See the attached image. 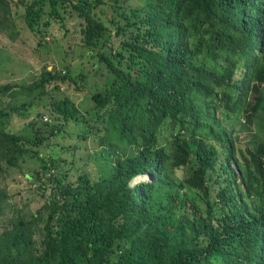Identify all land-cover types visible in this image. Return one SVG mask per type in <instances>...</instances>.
Here are the masks:
<instances>
[{
    "label": "trees",
    "instance_id": "obj_1",
    "mask_svg": "<svg viewBox=\"0 0 264 264\" xmlns=\"http://www.w3.org/2000/svg\"><path fill=\"white\" fill-rule=\"evenodd\" d=\"M129 1L0 0V30L11 38L21 37L23 6L37 33L72 10L83 21L80 47L106 70L91 112L56 95L49 118L34 114L31 134L9 132L3 118L30 113L51 82L82 91L88 73L46 67L27 89L0 85V264H264V142L242 149L215 118L225 106L227 121L233 113L264 128V48L252 55L264 41V0H144L136 9ZM112 31L125 38L116 50ZM46 46H36L42 56ZM189 73L198 77L187 83ZM71 123L79 131L69 140L92 139L104 161L109 152L98 180L44 156L73 147L56 142ZM9 178L29 185L13 195ZM25 193L33 199L21 200Z\"/></svg>",
    "mask_w": 264,
    "mask_h": 264
},
{
    "label": "rangeland",
    "instance_id": "obj_2",
    "mask_svg": "<svg viewBox=\"0 0 264 264\" xmlns=\"http://www.w3.org/2000/svg\"><path fill=\"white\" fill-rule=\"evenodd\" d=\"M128 4L129 8L136 9L144 5V0H130ZM23 8L25 7L23 6ZM23 8L20 9L18 13H15L19 32L21 33L20 38H11L6 32L0 30V85L12 83L19 86L16 88L17 91L22 88L27 89L28 86L34 83L36 77L41 76L46 67H48L49 70L54 68L58 71H65V68L68 67H71L73 70L83 69L88 73V76L85 81L86 85L84 82H82V85H79L82 91L78 90L76 85L69 86L60 82H51L47 89L48 93L42 96L43 99L40 98V100L37 101V98L40 96L39 91L35 93V99L30 113L22 116V113L27 111L28 108H26V110L24 109L25 111H20L21 115L12 113L11 116L3 118L2 121L5 129L15 134H31L32 128L29 123L33 121L34 114L38 112L41 115L42 113L47 114V112H49L50 101L58 96H70L81 112H91L95 106L92 96L94 93L101 90V85L106 79L104 75L106 70L94 67L89 62L93 60L91 56H88L86 50L80 47V44H82V35L80 32L83 21L75 12L72 10L66 11V20L64 22L53 21L49 31L48 28L47 30L42 29L41 32L37 33L36 31H31L26 25V10ZM39 22L43 25V19H40ZM48 32H50V35H48ZM52 33L55 34L56 39L51 36ZM114 35L115 32L112 31L110 48L116 50L125 38ZM44 37L49 38V41H47L48 39L44 41ZM42 42H47L49 48L47 46L45 48L50 50L48 54L45 53L43 56L41 52H38L36 49L38 43ZM62 45H64L63 48H61ZM50 58L52 61H50ZM53 64L55 65L54 67ZM85 64H89L87 69L83 67ZM241 70L242 69L239 68L235 76V80L237 81H240L242 79L241 76L244 75H240ZM4 98L5 103L10 102V98H6L5 96H2L1 102H4ZM24 101L26 102L27 99H18L17 105L19 106V104H22ZM85 115L87 114L85 113ZM48 116L50 117L49 114H47V117ZM223 120L224 122L222 124L225 125L228 130H234L233 138L238 147L242 149H251L256 148L258 143L264 142V128H261L260 125L246 127L243 124V120L239 118L227 121L226 117H224ZM77 131H79V127L74 123L67 124L66 128L63 129V133L69 136L67 138L60 137L56 139V142L61 144V146L73 145V147L67 148L68 151H61L59 147H55L52 148V152H50V150L45 151L44 156H52L54 154L55 157L61 156L62 158H67L69 163H75L77 169L88 172L92 180H98L110 171L109 161L106 159L109 156V152H106L107 157L104 161V158L99 152V147H94L92 139L81 143H74L73 140H69L71 136H73L72 133L74 132L75 134ZM74 138L75 135L73 136V139ZM10 171L13 176L17 177V180H21L22 182V174L17 172V168H10ZM189 173V169L178 170V175L180 177L188 176ZM11 178L8 179V183L9 189L12 190L13 195L17 194L19 191L24 192L29 185V181H23L24 183L18 184L12 182L13 179ZM32 196L33 194L31 193H25L21 200H32ZM38 206L39 205L35 204V202L32 203V207L36 208Z\"/></svg>",
    "mask_w": 264,
    "mask_h": 264
},
{
    "label": "clouds",
    "instance_id": "obj_3",
    "mask_svg": "<svg viewBox=\"0 0 264 264\" xmlns=\"http://www.w3.org/2000/svg\"><path fill=\"white\" fill-rule=\"evenodd\" d=\"M258 44H260L261 46H258V50H257V52L256 53H254V54H252V55H258L259 53H260V51L264 48V41L263 40H261ZM173 72H177V70H174ZM197 73H189V77H188V81H187V83L188 82H192V81H190V79L192 78V79H197ZM241 77H243V76H241ZM183 82H184V80H185V74H180V77H179ZM223 90H225L227 93H229L230 94V96H232V97H234V98H237L238 96H239V92H237V94H236V91L237 90H232L231 91V88H225L224 87V89ZM207 92H208V89H206V88H202V89H199V91H198V100L199 101H201L202 102V105H203V107H204V110H206L207 111V113H206V118H208V119H210L211 118V116H210V113H209V110L207 109V107H206V105H205V95L207 94ZM249 100V99H248ZM224 108H225V106L223 107V109H218V110H216V112H215V118L216 119H220L221 120V123H223L224 122V117L226 116V114H225V112H224ZM39 115V114H38ZM37 115V116H38ZM42 115H40V117H41ZM229 117H230V119L228 120V121H230V120H234L233 118L234 117H238V116H236V115H234L233 113L231 114V115H229ZM47 120V119H46ZM243 120V119H242ZM243 124H244V121H243ZM223 125V124H222ZM223 126H225V125H223ZM228 129V128H227ZM182 178H184V177H182ZM186 178V177H185ZM140 179H142V180H149L150 178H149V176H147V178H145L144 176H139V177H137L136 178V180H135V182L137 181V180H140ZM245 216H247V215H245ZM244 216V217H245Z\"/></svg>",
    "mask_w": 264,
    "mask_h": 264
},
{
    "label": "water",
    "instance_id": "obj_4",
    "mask_svg": "<svg viewBox=\"0 0 264 264\" xmlns=\"http://www.w3.org/2000/svg\"><path fill=\"white\" fill-rule=\"evenodd\" d=\"M40 115H41V114L38 115V119L40 118Z\"/></svg>",
    "mask_w": 264,
    "mask_h": 264
}]
</instances>
